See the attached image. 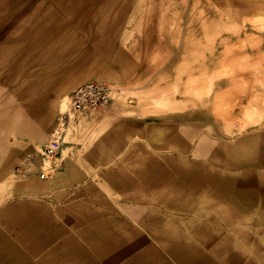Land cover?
Masks as SVG:
<instances>
[{
  "label": "rangeland",
  "instance_id": "rangeland-1",
  "mask_svg": "<svg viewBox=\"0 0 264 264\" xmlns=\"http://www.w3.org/2000/svg\"><path fill=\"white\" fill-rule=\"evenodd\" d=\"M38 66L49 73L43 81ZM89 79L124 93L63 122V97ZM0 102V170L1 160L11 165L0 181V210L29 198L45 209L41 227L56 230L48 238L55 244L43 240L32 249L22 226L1 216L0 262L12 252L19 264H53L78 257L80 244L97 264H139L150 243L156 251L145 264H177L166 239L153 238L170 221L182 259L193 247V264H264V0H0ZM177 130L182 140L156 137ZM58 133L63 143L42 188L24 192L7 182L38 176L43 148ZM199 141L209 150L193 153ZM224 156L232 163L219 165ZM190 159L195 164L184 163ZM175 171L180 196L194 193L187 211L143 185L145 174ZM235 175L243 176V194L255 180L259 206L247 198L242 207L203 208L207 191L220 184L228 203L234 200L231 183L218 177ZM224 213L235 220H216ZM211 217L219 227L205 236L215 238H197L195 225ZM80 222L92 227L88 236ZM96 227L109 244L96 247Z\"/></svg>",
  "mask_w": 264,
  "mask_h": 264
},
{
  "label": "crops",
  "instance_id": "crops-1",
  "mask_svg": "<svg viewBox=\"0 0 264 264\" xmlns=\"http://www.w3.org/2000/svg\"><path fill=\"white\" fill-rule=\"evenodd\" d=\"M185 63H188V61H185ZM177 64H179V62ZM31 67H34V65L31 64ZM38 67L42 68V69H39L38 77L41 79V81H43V77H44L46 72L44 71L45 72L44 73L42 71L44 69L43 66H38ZM30 72H33V71H29V74H30ZM46 74H47V76L45 78H47L49 76L48 72ZM26 76H27V74H26ZM89 80H91V79H89ZM95 80H97V79H95ZM41 81H39V82H41ZM82 82H84V81H82ZM82 82H80V83H82ZM157 89L163 90V87L160 86ZM2 105H3L2 102H0V114L3 113V111H4L1 108ZM99 112H101V111H99ZM156 135H157L156 137H160V140H168V139L169 140L170 139L182 140V138L179 136L180 133L178 130L176 132L172 131L171 133H167V132L161 133L160 132ZM205 137H206V140L209 139V136L205 135ZM62 143H63V141H62ZM62 143H61V146H62ZM0 144H1V141H0ZM186 148H187V150L189 149L188 147H186ZM201 148H203V150H209L210 147L205 145V143H204V145H200V141H199L196 144V146L193 147V149H194L193 153H195L196 150H199ZM17 152H18V150L16 151V153ZM7 161H9V160H6L4 162H2V160H1L0 181L4 178L8 177L7 174H8V171H9V168L11 167V165H10V162H7ZM190 161L193 162V164H195L193 159H190L189 161L186 160V161H184V163H188ZM219 161H220L219 165H228V164L232 163L227 158V156L221 157L219 159ZM184 163L180 162L179 164L185 165ZM173 168L176 171L178 170L177 169L178 167H173ZM176 171L173 174L172 173L167 174V175L166 174H160L158 176H156V175H154V176L148 175L147 176V174H145L144 175L145 182H143V185H145V183H147V185L153 186L155 188V191L157 192L156 195L159 196L158 198H159L160 202H166L167 204H172V207H174V205H175V207H181L182 211H187L189 208H192L193 204L195 203V198L192 197L194 195V193H192L191 190H189V191L186 190V192L181 190L183 193H185V195L180 196V189H179L180 185H179V183H177L176 181H175L176 184L171 182L172 179L176 178L175 177L177 174ZM39 174H40V172H39ZM39 174L37 176L36 174L24 173L21 175L20 181L17 182L16 180L11 178L7 182H10L11 185L21 187L23 189V191L26 192L29 188H42V186H44L45 181H43L41 179H45V178H41ZM111 176L113 178L115 176V174L113 173V174H111ZM171 176H173V177H171ZM183 176L186 178L190 177L187 174L186 175L182 174V176H181L182 179H185ZM107 178L109 179V176H107ZM118 178H120V177H118ZM118 178H116V180L113 179L114 182H117ZM206 178L211 180V176H209V175H207ZM242 179H243L242 175H241V177L235 175L234 178H231V176H230V179L226 178V177L225 178L218 177V180L220 182L229 181L231 183L229 186L232 187L230 196L233 195V196H231V198L234 197V200L231 199L233 203L232 202L228 203L227 195H226L227 190H226V188L222 189L221 184H220V186L217 190L218 192L215 189H213V191L212 190L207 191L208 193L206 195L209 197H208L207 203L204 202L203 208L209 207L210 210H212V209H215L219 205V203H225V205L227 204V206H228V204H238L237 205L238 207H242L243 206L242 204L244 203V199H247V198L250 199L251 205H255V204L258 205L259 202L258 203L253 202V200H252V197L255 196V192L259 195L258 184L255 182V180L250 182V186L246 184L247 187L245 189H247V190H245L244 194H243L242 189L244 188L245 184L243 183ZM164 180H166V182ZM118 181H119L118 184L122 182L120 179H118ZM1 186H2V184L0 185V188H1ZM225 187H226V184H225ZM144 194L146 196H153V194L149 193V192L144 193ZM145 195L143 196V199L147 202L148 198H150V197H146ZM206 195H204V196H206ZM215 195L221 196V202H217V201L213 200L212 203H215V204H211L210 196H215ZM0 196H2V195H0ZM180 198H182V199H180ZM184 198H186V199H184ZM151 201H154V200L151 199ZM76 204H78V202H76ZM80 206H82V204ZM80 206H78V207L80 208ZM60 209H62V206L60 207ZM38 210L42 212L41 215H38V213H37ZM256 212H258V211H256ZM45 213H46L45 209L43 208V206L41 205L40 202L35 203V202H32L29 198H21L20 200H16V201L10 200V201H7L5 204H3V208H2V210H0V217L6 216V218H8L9 221H13V222H16L19 225H21L22 226L21 227V231H22L21 238L24 240H27V239L30 240L31 247H32V249H34L38 246V244L44 243L47 240L53 239L55 237V231L56 230L48 229L45 231V228L41 227V226H44L41 222H44L46 220L45 219ZM146 217H149V216H146ZM225 217H227L226 213H224L223 215H220V217L216 218V220L220 219V218L222 220L227 219L228 222L235 220V218L233 220H230V218H232V217H229V216L227 218H225ZM155 219L157 221H159V219L157 217H155ZM214 220H215V218L211 217V219L208 222L206 220H202L201 222H199V224L195 225V226H197L196 227L197 233H195L197 238L203 237L207 240H211V239L215 238V237L209 238V237L205 236V232L207 230L214 229L215 227H219L218 225H216L217 222H215V224L211 223ZM169 223H171V222L169 221L167 225H164L161 228L158 227L157 232H156V234H154L153 238H155L156 240H158V239L163 240V238L166 239V242L171 245V249L170 250L167 249V252L169 253L170 257L177 264H193L195 262V260H194V256L191 253L194 252L193 251L194 248L193 247L191 248L192 252H188L186 259L180 258L179 242L173 240L174 238H179V233H178L179 230L175 227L174 228L176 230H174V228ZM82 224H84V223H82ZM82 224L80 222L79 224H77V227L82 225ZM195 226H193V227H195ZM90 228H92V227L91 226L89 227L87 225L86 226L82 225L81 226L82 234H84L85 236L86 235L88 236V232H89ZM93 229H94V231L91 232V236L95 240V243L97 245V246L95 245L96 247L100 246L101 244H109L106 242V241H108L105 237V235H107V234H105L103 231H101L98 227L93 228ZM133 233H135V231H133ZM129 234H131V233H129ZM195 234L193 233V239H195ZM139 235H140V232H139ZM218 236L221 237L222 235L220 234ZM143 237H145V236H143ZM170 237H172V238H170ZM48 238H50V239H48ZM118 238H120V237H118ZM43 240H46V241H43ZM50 241H52L54 244L56 243V241H54V240H50ZM206 241H205V244L206 245L209 244V242H206ZM7 242L10 246L13 247V245L11 244V241L9 239L7 240ZM52 242L50 243V245H54ZM113 242H115V241L110 240L111 245ZM117 243H120V242H117ZM149 244L150 243H147V247L145 248V252L143 253L141 261L139 262V264H145V258L151 256L156 251V250L151 249ZM76 252L78 253V257H76V258L59 259L58 257H55V258L51 259V262L53 264H68V261H71V260L74 262L75 261L82 262L84 260L88 264H97L95 261V258L82 256L80 244H79V247H78ZM15 256L13 255L12 252L10 254H7L4 257L2 256V261L0 263H3V264H19V258H17L15 260ZM182 261H187V262L183 263ZM159 264H161V263H159ZM164 264H166V263L164 262Z\"/></svg>",
  "mask_w": 264,
  "mask_h": 264
},
{
  "label": "built area",
  "instance_id": "built-area-1",
  "mask_svg": "<svg viewBox=\"0 0 264 264\" xmlns=\"http://www.w3.org/2000/svg\"><path fill=\"white\" fill-rule=\"evenodd\" d=\"M117 90L118 88L114 84L95 79L79 83L68 95V111H94L99 109L112 101ZM61 118L65 120L66 113L62 114ZM61 142L62 140L59 136L54 134L45 144L42 152L43 162L39 174L41 178H46L52 173L54 169L52 161L61 148Z\"/></svg>",
  "mask_w": 264,
  "mask_h": 264
},
{
  "label": "bare ground",
  "instance_id": "bare-ground-1",
  "mask_svg": "<svg viewBox=\"0 0 264 264\" xmlns=\"http://www.w3.org/2000/svg\"><path fill=\"white\" fill-rule=\"evenodd\" d=\"M91 80H94V79H91ZM88 81V80H87ZM101 81V80H100ZM85 82V81H84ZM78 85V84H77ZM116 86V85H115ZM117 88H118V90L117 91H115V93H114V98L113 99H115V96H119V95H121V94H123L124 92L121 90V88L120 87H118V86H116ZM74 88V87H73ZM72 88V89H73ZM71 89V90H72ZM71 90L69 91V93L71 92ZM69 93H68V95H69ZM68 95L66 96H64L63 97V99H62V101H61V103H60V108L62 109V108H65L66 107V110L64 111V112H61V115L62 114H64V113H66V118L67 119H69L70 118V115L71 114H76V113H81V112H83V111H78V112H70V111H68ZM112 99V100H113ZM110 102H108L107 104H105V105H108ZM105 105H103V106H105ZM102 106V107H103ZM96 110H98V109H96ZM96 110H94V111H96ZM61 115H60V118H61ZM62 119V118H61ZM66 120V119H65ZM65 120H63L62 119V121L64 122ZM55 136H59V138L63 141V139H62V137H61V134L60 133H58V134H55ZM62 143V142H61ZM43 152V151H42ZM57 156V155H56ZM43 157V156H42ZM55 159V158H54ZM53 159V160H54ZM42 162H43V160H42ZM52 163H53V161H52Z\"/></svg>",
  "mask_w": 264,
  "mask_h": 264
}]
</instances>
